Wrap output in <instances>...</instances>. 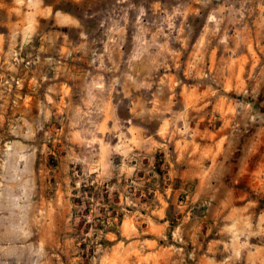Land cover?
Segmentation results:
<instances>
[{
	"label": "rangeland",
	"instance_id": "374dc122",
	"mask_svg": "<svg viewBox=\"0 0 264 264\" xmlns=\"http://www.w3.org/2000/svg\"><path fill=\"white\" fill-rule=\"evenodd\" d=\"M42 1L77 25L0 0V264H197L196 225L206 244L245 204L236 241L264 246V0ZM49 32L77 69L42 62ZM165 202L159 256L101 228Z\"/></svg>",
	"mask_w": 264,
	"mask_h": 264
},
{
	"label": "crops",
	"instance_id": "0c3cea01",
	"mask_svg": "<svg viewBox=\"0 0 264 264\" xmlns=\"http://www.w3.org/2000/svg\"><path fill=\"white\" fill-rule=\"evenodd\" d=\"M25 3H30L32 7L38 8L39 15L42 16H53L56 26H66V25H77L78 21L70 14L64 13L60 10H54L51 6L44 5L42 0H21ZM77 1V0H76ZM24 10V9H23ZM29 18H34L35 22L37 21V15L32 9L28 11ZM26 26V28L24 27ZM21 30H19V35L22 40L30 38V31L32 30V26L29 23L25 24ZM82 34V32L80 33ZM59 33L57 32H49L47 36H45V41L43 42V46L45 47V51L41 52L39 56H44L42 62L44 63L45 59H48V63H63L66 64V67L71 71L77 69V65L73 62L76 58H81V54L77 52V49L72 46H64V44H68L66 38H60L61 43L60 47L67 48V52H64L66 57L71 56V60L65 62L62 60V56L59 55V49L54 48L57 45V41L59 40ZM25 42L22 41L21 45H24ZM69 44H72L69 42ZM61 49V48H60ZM56 51V52H53ZM58 55L57 57H55ZM54 56V57H53ZM57 67V66H56ZM189 205V204H188ZM169 202H165L164 207H162L157 213L158 219H151L147 221V225L145 226L146 230L140 231L138 225L129 220L122 218L121 223L119 224V235L127 239H134L132 242V246L138 248V251L141 252V248L144 249L143 257L146 259L154 258L155 256H159L167 246L165 245V240L169 235V230L171 229V221L167 218L168 214ZM250 206L245 204L243 207L239 208V213L234 212V209L229 210L228 212H224L223 219L225 220L224 224L221 226L215 234L210 237L206 244L201 240L203 234L199 232L198 226L196 225L195 231L190 240L191 245L197 253L204 250L198 257L197 264H264V246L259 248V245L249 244L247 241L237 242L236 238L241 237V233H238L239 227L244 224L255 225L252 214L250 213ZM186 208L181 210L184 214L186 212ZM188 214V213H187ZM240 220V221H239ZM216 222V221H214ZM145 234V236H142ZM141 237V238H138ZM138 238V239H137ZM175 246L176 256L178 255V250H180L177 245ZM223 253V259H221L219 254ZM241 256V260L239 257ZM178 259L175 258V262ZM150 261V260H149Z\"/></svg>",
	"mask_w": 264,
	"mask_h": 264
},
{
	"label": "trees",
	"instance_id": "16d2710c",
	"mask_svg": "<svg viewBox=\"0 0 264 264\" xmlns=\"http://www.w3.org/2000/svg\"><path fill=\"white\" fill-rule=\"evenodd\" d=\"M108 201L110 202V200H108ZM112 207H114V206L112 205L111 208H109V210L111 211V214L110 215H107V213L105 214L101 228H105L106 226H109L108 224L110 223V221L113 224L115 222V224H117V226L121 223L123 215L119 214L118 212H115V210ZM112 229H114V228H112ZM114 231L119 235V232L117 230L114 229Z\"/></svg>",
	"mask_w": 264,
	"mask_h": 264
},
{
	"label": "built area",
	"instance_id": "2783aa9c",
	"mask_svg": "<svg viewBox=\"0 0 264 264\" xmlns=\"http://www.w3.org/2000/svg\"><path fill=\"white\" fill-rule=\"evenodd\" d=\"M181 202H182V201H181ZM172 235H173L174 239H176V240H178V241H180V242L183 241V236L180 235V234L178 233L177 229H174V230L172 231ZM189 259H190L191 261H195V260H196V256H195V251H194V249L190 252V254H189ZM189 264H191V263H189Z\"/></svg>",
	"mask_w": 264,
	"mask_h": 264
}]
</instances>
